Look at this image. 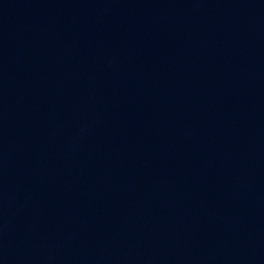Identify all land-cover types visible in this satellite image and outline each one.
<instances>
[{
  "label": "water",
  "instance_id": "water-1",
  "mask_svg": "<svg viewBox=\"0 0 264 264\" xmlns=\"http://www.w3.org/2000/svg\"><path fill=\"white\" fill-rule=\"evenodd\" d=\"M0 264H264V0H0Z\"/></svg>",
  "mask_w": 264,
  "mask_h": 264
}]
</instances>
